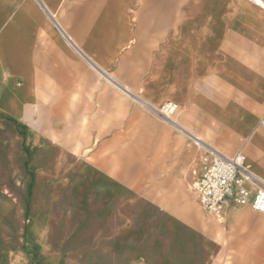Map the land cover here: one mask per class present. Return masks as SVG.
<instances>
[{
  "label": "crops",
  "instance_id": "obj_1",
  "mask_svg": "<svg viewBox=\"0 0 264 264\" xmlns=\"http://www.w3.org/2000/svg\"><path fill=\"white\" fill-rule=\"evenodd\" d=\"M259 1L0 0V146L13 138L27 160L28 130L48 118L66 135L70 115L86 107L99 137L142 130L157 145L156 121L143 108L173 103L172 121L162 118L199 145L180 151L183 166L198 178L207 153L242 150L264 182ZM210 217L189 224L199 232L185 236L193 264H264V214L229 205L221 219Z\"/></svg>",
  "mask_w": 264,
  "mask_h": 264
},
{
  "label": "rangeland",
  "instance_id": "obj_2",
  "mask_svg": "<svg viewBox=\"0 0 264 264\" xmlns=\"http://www.w3.org/2000/svg\"><path fill=\"white\" fill-rule=\"evenodd\" d=\"M88 109L66 135L48 118L28 130L27 160L13 138L0 146V264H193L189 224L212 218L179 153L199 145L146 108L157 145L142 130L103 139Z\"/></svg>",
  "mask_w": 264,
  "mask_h": 264
},
{
  "label": "built area",
  "instance_id": "obj_3",
  "mask_svg": "<svg viewBox=\"0 0 264 264\" xmlns=\"http://www.w3.org/2000/svg\"><path fill=\"white\" fill-rule=\"evenodd\" d=\"M261 4L259 0H251ZM176 105L167 103L152 112L160 117L172 116ZM246 155L238 150L231 156L209 152L203 158V169L193 188L201 208L210 216L222 218L229 205L250 206L264 214V182L245 166ZM250 183H258L252 189Z\"/></svg>",
  "mask_w": 264,
  "mask_h": 264
},
{
  "label": "bare ground",
  "instance_id": "obj_4",
  "mask_svg": "<svg viewBox=\"0 0 264 264\" xmlns=\"http://www.w3.org/2000/svg\"><path fill=\"white\" fill-rule=\"evenodd\" d=\"M165 118L170 119L172 121V116L171 115L170 116H166Z\"/></svg>",
  "mask_w": 264,
  "mask_h": 264
}]
</instances>
